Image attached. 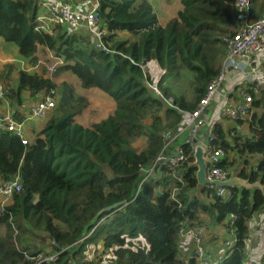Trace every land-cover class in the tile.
Returning <instances> with one entry per match:
<instances>
[{"label": "trees", "instance_id": "trees-1", "mask_svg": "<svg viewBox=\"0 0 264 264\" xmlns=\"http://www.w3.org/2000/svg\"><path fill=\"white\" fill-rule=\"evenodd\" d=\"M98 1L106 50L93 36L61 25L50 32L36 30L42 9L38 0H0V39L15 44L31 68L41 66L32 73L19 69L15 81L14 64L0 73L7 101L22 108L24 94L54 92L56 103L29 145L0 130V182L19 176L22 184L10 205L0 207V264H34L40 254H58L55 264L67 258L73 264H103L102 251H111L116 264H185L181 231L224 223L227 236L234 231L236 243L221 264H244L252 218L264 216L260 191L232 188L230 199L208 187L196 193L194 151L187 143L181 145L186 161L176 171L161 166L141 186V168L154 165L165 147V132L178 135L187 128V119L222 70L225 37L243 25L246 13L238 0H180L182 9L161 26L149 0ZM258 3L264 12V0H252L251 12ZM124 32L126 39L118 36ZM40 48L63 62L54 77L73 73L85 89H100L116 102L114 114L91 128L76 122L90 103L68 83L58 85L47 76V67L37 58ZM153 60L167 70L161 89L178 109L149 89L143 65ZM184 74L192 79V101L172 96L171 87ZM255 108L264 110V99H256ZM14 116L19 121L24 117L19 110ZM250 118H222L209 134L212 145L226 153L219 167L264 185V112ZM225 122L234 123L227 127ZM245 124L247 133L240 130ZM139 140L145 142L141 149ZM154 191L160 194L154 197ZM119 202L126 204L104 211ZM230 215L235 217L231 225ZM36 241L48 244L47 249ZM92 245L95 259L84 260ZM260 259L264 264V247Z\"/></svg>", "mask_w": 264, "mask_h": 264}, {"label": "built area", "instance_id": "built-area-1", "mask_svg": "<svg viewBox=\"0 0 264 264\" xmlns=\"http://www.w3.org/2000/svg\"><path fill=\"white\" fill-rule=\"evenodd\" d=\"M47 12L46 16H38L36 19V30L42 32H50L52 26L61 25L70 32H84L93 36L98 41L99 47L104 50L102 38L106 35V30L102 27L100 15V1L98 0H81L80 4L70 1L60 0H43L41 5ZM237 6L243 10L248 16L252 10V0H238ZM264 12L260 18L253 23H246L238 26L233 34L225 38L227 48V55L223 62V67L219 75L210 83L207 88L205 96L202 98L198 107L190 115V121L186 126L190 129L191 136L187 144L192 145L195 151L198 145H201L206 151V158L211 160L207 172V180L210 182H225L228 181L233 171H229L218 164L225 158L226 153L219 147L212 145L214 139L210 135L204 143L198 140V135L201 129L208 125L207 111L214 102L215 96L221 91L226 80L225 71L228 68H237L242 74V84H250L251 86H260L264 88V69L261 67L259 59L264 53ZM63 64L58 59V63L48 67V72L54 74ZM143 70L148 77V87L161 100H163L170 108L178 109L175 100L166 98L161 89L163 78L167 76V70L163 69L156 60L149 61L143 65ZM54 92L50 95L36 94L42 96L38 104L33 106L30 110V115L17 120L12 112V105L9 104L6 98V88L0 84V102L7 104V110L0 117V130H7L10 133H15L21 140L22 144L29 145L31 143V132L33 130L34 121L45 120L50 112L55 108ZM235 101H227L222 110L221 117L231 121L247 120L253 113V106L255 98L247 93L241 91ZM177 133L169 130L164 133L165 147L163 151L157 156L155 163L150 168H141L144 175L141 186L154 176L156 171L161 166H167L174 171L185 163L186 155L182 146L176 145ZM218 196L224 199L232 198V192L228 188H215ZM22 191V184L20 177H16L14 181L0 182V198L4 200H11L16 193ZM176 191H174L172 198H174ZM160 194L159 191H154V197ZM235 217L230 215V225L233 224ZM226 220V223L229 221ZM209 229L206 225H200L195 228H184L181 231V250L183 252V261L185 264H221L222 259L231 251L236 243L234 231H230L225 243V249H220L219 256L211 257L208 254L206 247V237ZM261 255H253L250 253L245 259L244 264H261ZM58 254H40L35 259L34 264H55L57 262ZM101 260L103 264H116L112 259L111 251H102Z\"/></svg>", "mask_w": 264, "mask_h": 264}, {"label": "crops", "instance_id": "crops-1", "mask_svg": "<svg viewBox=\"0 0 264 264\" xmlns=\"http://www.w3.org/2000/svg\"><path fill=\"white\" fill-rule=\"evenodd\" d=\"M38 1L40 2V5L43 4V0H38ZM60 1H70V2H73L76 4L81 3V0H60ZM149 1L154 6V9H155L156 15H157V19H159V24L161 26L166 25L170 21V19H165L164 18L165 16L169 15L170 18H173V16L175 17L176 14L178 13V11L182 9V8H180L178 2H176L175 5L172 7L165 8L164 5L161 7H157V4L153 0H149ZM262 13L263 12H260L259 10L256 11L253 9L252 14L250 13L248 16H245V21L243 22V24L253 23L254 21H256L260 18ZM46 15H47V12L42 7L41 12L38 14V16L43 17ZM118 36L120 38H123V39H126L127 37H129L128 34L125 32L119 33ZM3 41H4L3 39H0V73L3 70H6L5 68L8 65L14 64L15 70L13 71L12 76H11V78L14 79V77L17 76V71L19 69L20 70L23 69L25 71L32 73L41 67L40 66V67L36 68V66H35V67L31 68L25 60H22L18 56L19 54H17L16 49L13 47H10V50H12L11 51L12 56L7 57L5 55V53L8 51L7 46H9V45L4 43ZM40 50H41V48H40ZM40 50L37 53V58L39 60V63H41L42 66L44 65L47 67V70H48L49 66H52V65L58 63V58L53 57V53L48 52L46 49L44 50L45 51L44 54L46 55V59H47V61H49L50 63L52 62V63L51 64L50 63H48V64L43 63L42 59H40V55H39ZM259 61L261 63V67L264 69V53L261 55V58L259 59ZM7 63H11V64H7ZM60 65H62V64H59L58 66H60ZM52 76H53V74H50V72H49L48 77L52 78ZM227 78L228 79H227L226 87L225 88L223 87L221 89V91L218 93L216 98H214L215 100H214L213 104L209 108L211 116L209 117L210 120L208 121V125L201 129V131L197 137L198 140H200L204 143L207 141L208 135H210L209 133H210L211 127H209V125H210L209 123L212 120V118L214 117V114L217 111L218 107L220 108V117H219L220 119H218L217 122H223L222 117H221V113H222L223 108L225 107V104L229 100L230 101L237 100L238 99L237 97L241 91L249 90L247 92L249 94H251V92H253L255 100L256 99L257 100L264 99V88H262L260 86L254 87V86H251L250 84H242V81H243L242 77L235 79V78H233V75H229ZM54 81L58 85H60L62 83H68L69 85H71L72 87L75 88V91L79 96L84 95L83 97H85L88 100V102L90 103V106L85 111H83V113L81 115L76 117V122H78L82 126H84L86 128H91L94 124L99 123L100 121L105 120L106 118H108L109 116L114 114V111L116 109V102L114 100H112L107 94L105 95V93L98 88L85 91L82 88V83L79 81L77 76L74 75L73 73H62L61 75L58 76V78H54ZM238 86H241V88H238ZM41 95H43V94H41ZM41 97L42 96H39V95L38 96L35 95L33 97H30L28 94H24L23 95V99H24L23 104L24 105L22 106V108H19L15 105L12 106L11 107L12 112H14V114H15L16 110H19L21 113H23L24 117L29 116L30 110L33 108V106L38 104V101L41 99ZM6 110H7V104H5L4 102H0V115L2 116V114L5 113ZM263 112H264V110H262L261 108H255L253 110L252 115L255 113L260 114ZM250 119L251 118H249L247 120H250ZM44 122H45V120H36L33 122L35 124H34L32 132H31V141L34 138L35 132L42 129V127L45 125ZM233 123L234 122H225V125L227 127H230L231 125H233ZM240 130L247 133L248 125L245 124L244 126L240 127ZM190 136H191V133H190V129L188 127L187 128H183V127L180 128L178 131V137H177L178 141H177L176 145L181 146L182 144L187 143ZM243 166L244 165L240 166L239 170H241V168ZM224 224H221V225H218L216 227H212L211 229H209V233L205 239L206 247L208 249V254L211 257H214V256L216 257L217 255L219 256L220 245H221L222 239L225 238V236H227ZM259 234H260L259 232L257 234H255V235H257V238L261 237ZM250 244H251V248H250L251 253L253 255H257V254H259V252H261L263 250L264 239H263V241H262V239H260L259 241L256 240L254 242V244L251 243V241H250Z\"/></svg>", "mask_w": 264, "mask_h": 264}, {"label": "rangeland", "instance_id": "rangeland-1", "mask_svg": "<svg viewBox=\"0 0 264 264\" xmlns=\"http://www.w3.org/2000/svg\"><path fill=\"white\" fill-rule=\"evenodd\" d=\"M153 1H155V3L157 4V7H161V6H163L164 5V7L165 8H169V7H172V6H174L175 5V3L176 2H178L179 3V6H180V8H182V4H181V2H180V0H153ZM259 7H260V3H258L257 5H255V9L254 10H256V11H258L259 10ZM253 13V11L251 12V14ZM174 17V16H173ZM162 18V17H161ZM165 19H172V18H170V16L169 15H167V16H165L164 17ZM169 21V20H168ZM230 36V35H229ZM226 37H228V36H226ZM225 37V38H226ZM4 42V41H3ZM4 43H6V42H4ZM6 44H8L9 46H7V48H8V51L5 53V55L7 56V57H11L12 56V50H10V47H13V48H15L16 49V52H17V54H18V47L15 45V44H9V43H6ZM45 49L43 48H41V50H40V59H42V62L43 63H45V64H48V63H50L49 61H47V59H46V55L44 54V51ZM53 57H55L54 56V54H53ZM3 58V57H2ZM52 63V62H51ZM50 63V64H51ZM7 64H11V63H7ZM49 64V65H50ZM47 75V74H46ZM59 75H61V74H58V75H55V77L54 78H58V76ZM229 75H233V78H239V77H242V75H241V73L234 67V68H228V69H226V71H225V78H226V80H225V82H224V85H223V87L225 88L226 87V84H227V77L229 76ZM48 76V75H47ZM183 76V78H182V80H179V81H177L174 85H173V87H171V89H172V91H173V93H172V96H174V94H176V95H182V96H184L185 97V99L186 100H189V101H192V100H194L193 99V97H194V94H193V91H192V88H191V81H192V79H190L189 78V76L187 75V74H184V75H182ZM16 78H17V76L16 77H14V81L16 80ZM80 81V80H79ZM82 83V82H81ZM0 84L1 85H3L4 86V84H2L1 82H0ZM5 87V86H4ZM82 88L85 90V91H87V90H93V89H96V88H93V89H85L83 86H82ZM106 95V94H105ZM81 96V95H80ZM84 96V95H83ZM82 96V97H83ZM0 117H1V115H0ZM220 117V108L218 107L217 108V111L215 112V114H214V117L212 118V120L210 121V125H209V127H212L214 124H215V122H217L218 121V119H220L219 118ZM187 121H190V118H188L187 119ZM140 142L137 144V148L138 149H141L143 146H144V144H145V142L143 141V140H139ZM11 201L12 200H4V199H1L0 198V207H7V206H9L10 205V203H11ZM263 217L264 216H261V215H256V216H254L253 218H252V221H251V228H252V230H251V237H250V241H251V243H253L254 244V242L257 240V241H259L260 239H262V241H263V236H264V219H263ZM0 232L1 233H3L4 232V229H3V227H0ZM260 233L259 235L261 236V237H259V238H257V235H255V234H257V233ZM255 236V237H254ZM250 241H249V243H248V246H247V250H248V252H249V254L251 253V251H250V248H251V244H250ZM36 243L38 244V245H40V247H43V248H46L47 246H48V244H42V243H40L39 241H36ZM99 244H101V243H99ZM47 249V248H46ZM220 249H225V247H224V242H223V240H222V243H221V245H220ZM100 250H101V247H100ZM49 251V250H48ZM95 252V245H92V246H90V247H87V253L89 254L88 256H86L85 255V258H84V260H93V259H95V254H93ZM254 252V251H253ZM260 253V252H259ZM257 255H259V254H257ZM60 264H73L70 260H68V258L66 259V261L65 262H63V263H60Z\"/></svg>", "mask_w": 264, "mask_h": 264}, {"label": "water", "instance_id": "water-1", "mask_svg": "<svg viewBox=\"0 0 264 264\" xmlns=\"http://www.w3.org/2000/svg\"><path fill=\"white\" fill-rule=\"evenodd\" d=\"M206 114H207V119L209 121L210 120L209 117L211 116L209 109ZM193 159H194V163L192 164V166L195 169H197L196 180L198 181V184L195 190L196 193L198 191H201L203 188H207V187L212 189H215L217 187L228 188V189L241 187L253 193H257V191H260L264 196V185L261 181H257V183H251L249 180L242 179L239 176V172L236 173L233 171L229 180L225 182H221V181L210 182L209 180H207L206 177H207L209 165L211 164V160L206 158V151L201 145H198L196 147L194 151ZM125 204H126L125 202H119L116 203V205L114 206L106 208L104 211L112 212L124 206Z\"/></svg>", "mask_w": 264, "mask_h": 264}]
</instances>
